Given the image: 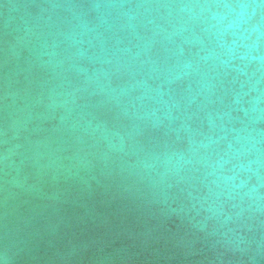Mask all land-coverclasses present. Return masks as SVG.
<instances>
[{
	"label": "water",
	"instance_id": "obj_1",
	"mask_svg": "<svg viewBox=\"0 0 264 264\" xmlns=\"http://www.w3.org/2000/svg\"><path fill=\"white\" fill-rule=\"evenodd\" d=\"M181 2L0 0V252L9 249L13 264H264V212H245L243 229L235 220L221 226L198 202L207 196L200 165L179 181L159 165L145 168L153 154L187 152L190 133L216 141L213 156L231 143L247 150L245 165L258 155L264 162V80L250 90L253 81L221 71L199 84V76L183 80L161 98L147 66L123 51L152 35L147 20L172 29L186 15L128 5ZM124 13L136 16L127 28ZM201 27L155 37L153 58L175 75L185 58L176 44ZM162 100L179 108L160 129L123 115L167 112ZM100 123L106 132L93 131ZM182 123L188 131L176 130ZM248 175L249 188L264 185V163L258 179Z\"/></svg>",
	"mask_w": 264,
	"mask_h": 264
},
{
	"label": "clouds",
	"instance_id": "obj_2",
	"mask_svg": "<svg viewBox=\"0 0 264 264\" xmlns=\"http://www.w3.org/2000/svg\"><path fill=\"white\" fill-rule=\"evenodd\" d=\"M119 7H124L119 5ZM129 8H149L165 7L177 8L181 13H185L183 24L175 25L168 29L163 24H159L151 19L147 20L146 27L151 26L152 35L137 36V43L133 48L138 49L133 52L132 48H126L133 61H139L142 66H147L149 79L155 83V91L158 96L163 98L173 85L179 84L183 80L193 77H200L197 83L204 79H212V75L223 72L224 74L236 73V78H243V82L253 81L250 90H256L257 86L264 80V0H184L177 4L165 5H128ZM128 21L121 24V28L131 26V20L136 19L135 15L124 13ZM143 23V21H141ZM202 25L200 34L193 33L192 37H184L176 44L180 56L185 57L177 62L174 68L179 71L173 75L172 68L161 65L158 58H153L152 48L155 45V37L163 36L166 40L177 35L181 31L187 30L191 26ZM231 39H225V36ZM55 47V45H53ZM196 47L197 51L193 54L187 49ZM145 59H140L141 55ZM212 74V75H210ZM164 76L161 81L160 77ZM130 87L135 88L132 84ZM213 87L207 89L212 92ZM103 91V89H101ZM171 99V98H170ZM258 100V97L256 98ZM239 103V99L235 101ZM164 108L169 109L162 112L160 109H153L151 112L140 113L138 110L129 112L127 108L123 110V115L130 119L143 120L145 128L152 127L160 129L165 126V121L169 123L174 119L171 114V107L179 108V101H173L171 107L169 100H162ZM160 112L161 114H157ZM188 131L187 124L182 123L179 130ZM101 130L106 132V126L103 123L95 125L93 131ZM112 136L119 139L121 147L125 142V137L120 132L111 133ZM129 134V139H132ZM211 137L205 136L199 141L190 137L188 140L189 148L187 152H164L153 154L151 163L145 164L146 169H154L161 166L164 172L161 175H172L183 180L181 174L185 169H196L200 165L204 169V179L206 181L207 196L198 201L204 207L207 202L206 212L211 215L205 219L217 220L221 226L227 225L230 221L237 222V228L243 229L245 225L240 223L244 218L245 212L250 219L256 213L264 212V204L261 203V194L259 189L264 185L257 182L251 188L248 187L252 173L259 178L260 167L262 166L261 157L256 156L255 160L249 161L245 165L241 157L247 150L233 148L229 143L231 152H217L215 156L210 151L213 144ZM200 149L205 151V155H200ZM175 157V161H174ZM233 161H236L233 163ZM257 165L254 170L251 165ZM246 177V178H245ZM191 196L192 193L189 192ZM209 198L210 202H209ZM239 203H231L236 200ZM247 199L248 203L243 206ZM223 217L221 220L220 218ZM201 231H204L205 224L196 225ZM229 231H234L229 229ZM237 239L243 242L245 237L240 233H235ZM16 259L14 254H10L9 249L5 248L0 252V264H13Z\"/></svg>",
	"mask_w": 264,
	"mask_h": 264
}]
</instances>
